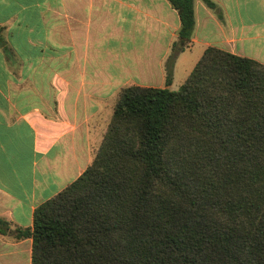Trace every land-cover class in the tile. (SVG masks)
I'll use <instances>...</instances> for the list:
<instances>
[{"label":"trees","instance_id":"trees-1","mask_svg":"<svg viewBox=\"0 0 264 264\" xmlns=\"http://www.w3.org/2000/svg\"><path fill=\"white\" fill-rule=\"evenodd\" d=\"M122 87L92 161L39 204L30 264H264V65L207 47L177 89ZM213 7L211 0H203Z\"/></svg>","mask_w":264,"mask_h":264},{"label":"crops","instance_id":"crops-1","mask_svg":"<svg viewBox=\"0 0 264 264\" xmlns=\"http://www.w3.org/2000/svg\"><path fill=\"white\" fill-rule=\"evenodd\" d=\"M194 0L170 89L207 47L264 65V0ZM168 0H0V264H30L35 208L92 161L118 92L164 87ZM109 117V119H107Z\"/></svg>","mask_w":264,"mask_h":264},{"label":"rangeland","instance_id":"rangeland-1","mask_svg":"<svg viewBox=\"0 0 264 264\" xmlns=\"http://www.w3.org/2000/svg\"><path fill=\"white\" fill-rule=\"evenodd\" d=\"M107 119H109V117H107Z\"/></svg>","mask_w":264,"mask_h":264}]
</instances>
